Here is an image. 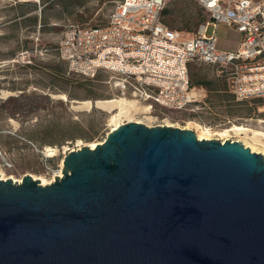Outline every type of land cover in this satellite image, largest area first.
<instances>
[{
	"label": "water",
	"instance_id": "obj_1",
	"mask_svg": "<svg viewBox=\"0 0 264 264\" xmlns=\"http://www.w3.org/2000/svg\"><path fill=\"white\" fill-rule=\"evenodd\" d=\"M62 172L0 177V264H264V156L240 141L130 120Z\"/></svg>",
	"mask_w": 264,
	"mask_h": 264
},
{
	"label": "rangeland",
	"instance_id": "obj_2",
	"mask_svg": "<svg viewBox=\"0 0 264 264\" xmlns=\"http://www.w3.org/2000/svg\"><path fill=\"white\" fill-rule=\"evenodd\" d=\"M118 1L0 0V169L8 175L22 178L33 173L50 178L63 170L61 162L68 151L106 138L112 126L111 114L98 107L77 108V101L120 94L112 90L104 73L91 79L69 72L66 62L59 59L57 46L67 24H104ZM165 10L163 21L185 37L209 18L195 0H175ZM213 28L209 26V34ZM217 38L218 49L234 51L242 34L220 22ZM190 72L191 79L211 82L209 88L203 85L205 108L195 112L151 109L136 116L149 126L172 123L195 133L186 127L189 120L210 125L229 117L233 123L264 129V105L259 100L236 102L225 80L216 76L209 65L193 64ZM240 138L231 134L226 139L247 147ZM47 146L55 149L54 155L47 154Z\"/></svg>",
	"mask_w": 264,
	"mask_h": 264
},
{
	"label": "built area",
	"instance_id": "obj_3",
	"mask_svg": "<svg viewBox=\"0 0 264 264\" xmlns=\"http://www.w3.org/2000/svg\"><path fill=\"white\" fill-rule=\"evenodd\" d=\"M172 1L119 0L104 24L70 22L58 42L59 59L73 74L94 79L104 73L112 90L150 110L207 106L206 90L192 82L193 64L213 67L236 102L264 105V0H195L209 18L188 37L163 21ZM220 22L242 34L236 50L216 47ZM232 123L227 117L210 126Z\"/></svg>",
	"mask_w": 264,
	"mask_h": 264
},
{
	"label": "bare ground",
	"instance_id": "obj_4",
	"mask_svg": "<svg viewBox=\"0 0 264 264\" xmlns=\"http://www.w3.org/2000/svg\"><path fill=\"white\" fill-rule=\"evenodd\" d=\"M31 1H39V0H31ZM23 55V54H22ZM21 56V55H20ZM23 57V56H22ZM17 60V59H15ZM6 95L12 94L11 92H5ZM63 98H67L66 94H61ZM79 102L76 105L77 108L82 109H92L94 107H98L108 111L111 121V130L117 128L120 124L125 121H139L144 122L149 125V123L145 122L143 119L138 118L136 115L138 113H146L150 112L149 106L140 105V103L136 100H131L125 98L121 95H115L106 98H98L96 100H83L77 101ZM264 121V120H261ZM167 125H173L172 123H167ZM193 128L196 131V135L199 139H212L218 138L224 141L226 138H230L231 134L241 137L240 140H243L244 143L250 147L253 152H260L264 156V129L260 127H253L250 124L246 123H233L230 126L222 127V128H214L208 124H201L195 120H189L188 126ZM218 135L219 137H217ZM226 137V138H224ZM103 141V140H102ZM102 141H93L90 144L91 147H95L98 143ZM47 154L54 155L55 149L51 146H47ZM61 167H63V160L61 162ZM33 178L39 179L42 184H48L54 181L55 176H62V169L55 172L54 175L50 178H46L44 176H37L36 174L31 173ZM0 177L3 179L13 178L15 181H21L22 178H16L14 176H10L5 173L2 169H0Z\"/></svg>",
	"mask_w": 264,
	"mask_h": 264
},
{
	"label": "trees",
	"instance_id": "obj_5",
	"mask_svg": "<svg viewBox=\"0 0 264 264\" xmlns=\"http://www.w3.org/2000/svg\"><path fill=\"white\" fill-rule=\"evenodd\" d=\"M44 8H45V6H43L42 7V9H41V11H43L44 10ZM35 9H37V7H35ZM164 12H166V10H164L163 11V13ZM35 19H37V16L35 17ZM60 60H62V59H60ZM63 61V60H62ZM65 62V61H64ZM59 73H60V75H62L63 76V72L59 69ZM192 82H193V84H195V85H201V86H203V85H206L208 88L211 86V82L210 81H205V80H203V79H196V80H194V79H192ZM227 85V84H226ZM231 94V93H230ZM232 95V94H231ZM232 97H233V95H232ZM234 99V98H233ZM59 143H61V142H59Z\"/></svg>",
	"mask_w": 264,
	"mask_h": 264
}]
</instances>
